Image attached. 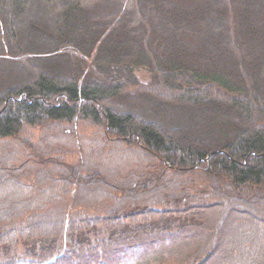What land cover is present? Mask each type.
<instances>
[{
    "label": "trees",
    "instance_id": "16d2710c",
    "mask_svg": "<svg viewBox=\"0 0 264 264\" xmlns=\"http://www.w3.org/2000/svg\"><path fill=\"white\" fill-rule=\"evenodd\" d=\"M259 257L264 0H0V264Z\"/></svg>",
    "mask_w": 264,
    "mask_h": 264
},
{
    "label": "rangeland",
    "instance_id": "374dc122",
    "mask_svg": "<svg viewBox=\"0 0 264 264\" xmlns=\"http://www.w3.org/2000/svg\"><path fill=\"white\" fill-rule=\"evenodd\" d=\"M144 75V74H143ZM143 81L144 82H149V78L147 77V76H143ZM87 130V129H86ZM159 245L158 244H156V245H153V247H158ZM165 247H169V245H166ZM257 250V249H256ZM256 250L254 249V252H256ZM260 259L257 261V263H259V264H262V259L261 258H263V257H259Z\"/></svg>",
    "mask_w": 264,
    "mask_h": 264
}]
</instances>
